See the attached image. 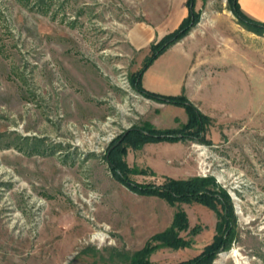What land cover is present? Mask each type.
Wrapping results in <instances>:
<instances>
[{"label": "rangeland", "instance_id": "1", "mask_svg": "<svg viewBox=\"0 0 264 264\" xmlns=\"http://www.w3.org/2000/svg\"><path fill=\"white\" fill-rule=\"evenodd\" d=\"M169 7L0 0V264H137L146 247L148 264H181L212 243L214 211L136 194L107 158L133 128L180 130L188 121L183 106L147 98L135 81L150 45L179 26L146 49L126 40L134 24ZM194 11L187 40L154 60L141 87L184 97L208 118L205 128L175 143L126 148L123 160L137 172L129 182L211 179L235 222L210 264H264V32L240 24L227 0H195ZM179 208L187 246L172 248L154 237Z\"/></svg>", "mask_w": 264, "mask_h": 264}, {"label": "trees", "instance_id": "2", "mask_svg": "<svg viewBox=\"0 0 264 264\" xmlns=\"http://www.w3.org/2000/svg\"><path fill=\"white\" fill-rule=\"evenodd\" d=\"M230 10L237 18V21L249 31L255 33L264 32V22L257 21L247 16L241 9L238 0H227ZM188 15L182 20L179 27L172 33L166 35L160 42L152 44L149 47V55L146 58L142 69L136 76V89L147 98L159 100L166 104L183 106L188 115V121L180 130H159L151 125L145 124L143 129L133 128L125 133L121 140L115 143L109 150L108 162L111 170L117 178L124 183L130 190L139 195L153 196L165 200L168 204L174 206L175 202L190 203L192 201L209 208L216 214L215 230L216 234L212 243L204 249L200 257L191 262L181 264H210L214 253L222 248H227L230 238L233 235V226L235 217L232 207L224 190L219 189L213 184L211 179L193 177L186 180H175L166 178L160 186H140L129 182L128 175L137 174L135 169H129L123 160L126 148L137 149L146 143L170 142L175 143L186 137L183 133L188 130H195V133L201 136L204 130L205 121L208 119L196 113L194 107L185 101L182 96H164L150 93L142 89L141 77L143 72L154 62V60L163 54L169 47L179 42L194 26L198 19V14L194 11L195 0H187ZM190 138V137H189ZM194 138V137H193ZM220 206L219 211L217 206ZM188 229V219L182 209H177L173 216L171 227L154 238L163 245L172 248H183L187 243L178 235L177 231H186ZM195 232V229H193ZM153 247H146L137 251L134 256H139L137 264H148L147 257ZM141 258L143 260H141Z\"/></svg>", "mask_w": 264, "mask_h": 264}, {"label": "crops", "instance_id": "3", "mask_svg": "<svg viewBox=\"0 0 264 264\" xmlns=\"http://www.w3.org/2000/svg\"><path fill=\"white\" fill-rule=\"evenodd\" d=\"M238 1L244 13L264 22V0H246L249 3L246 7L241 0ZM186 2L187 0H170V7L166 13H151L150 20L134 24L126 33L128 43L136 50L146 49L150 44L174 31L188 15ZM187 38L188 36L172 47L182 44Z\"/></svg>", "mask_w": 264, "mask_h": 264}]
</instances>
